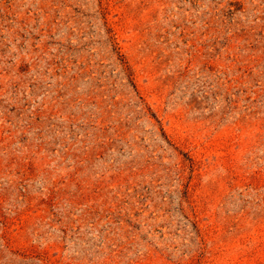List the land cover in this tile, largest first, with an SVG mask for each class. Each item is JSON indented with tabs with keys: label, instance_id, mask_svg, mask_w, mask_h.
Instances as JSON below:
<instances>
[{
	"label": "rangeland",
	"instance_id": "rangeland-1",
	"mask_svg": "<svg viewBox=\"0 0 264 264\" xmlns=\"http://www.w3.org/2000/svg\"><path fill=\"white\" fill-rule=\"evenodd\" d=\"M0 264H264V0H0Z\"/></svg>",
	"mask_w": 264,
	"mask_h": 264
}]
</instances>
